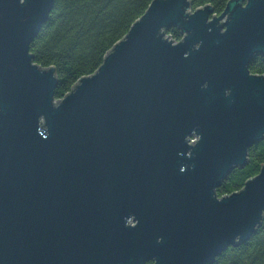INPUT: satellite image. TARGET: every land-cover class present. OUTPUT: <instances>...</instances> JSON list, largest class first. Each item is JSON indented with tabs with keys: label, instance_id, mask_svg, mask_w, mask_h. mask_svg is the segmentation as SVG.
<instances>
[{
	"label": "water",
	"instance_id": "obj_1",
	"mask_svg": "<svg viewBox=\"0 0 264 264\" xmlns=\"http://www.w3.org/2000/svg\"><path fill=\"white\" fill-rule=\"evenodd\" d=\"M54 3L0 0V264H214L249 240L264 164L217 188L264 138V0H152L58 100L30 52Z\"/></svg>",
	"mask_w": 264,
	"mask_h": 264
},
{
	"label": "trees",
	"instance_id": "obj_2",
	"mask_svg": "<svg viewBox=\"0 0 264 264\" xmlns=\"http://www.w3.org/2000/svg\"><path fill=\"white\" fill-rule=\"evenodd\" d=\"M191 9L212 5L220 14L229 0H190ZM152 0H55L49 19L30 45L34 62L41 68L54 66L58 82L55 99L63 98L84 76L95 73L108 52L122 40L147 10ZM177 42L178 27L167 31ZM252 73L264 75V54L250 62ZM264 164V138L248 149V163L235 167L217 188L219 196L241 190ZM146 264H153L152 261ZM214 264H264V217L249 240L231 245Z\"/></svg>",
	"mask_w": 264,
	"mask_h": 264
},
{
	"label": "built area",
	"instance_id": "obj_3",
	"mask_svg": "<svg viewBox=\"0 0 264 264\" xmlns=\"http://www.w3.org/2000/svg\"><path fill=\"white\" fill-rule=\"evenodd\" d=\"M194 139H196L195 136L191 137L189 142L191 143V141L194 140Z\"/></svg>",
	"mask_w": 264,
	"mask_h": 264
},
{
	"label": "flooded vegetation",
	"instance_id": "obj_4",
	"mask_svg": "<svg viewBox=\"0 0 264 264\" xmlns=\"http://www.w3.org/2000/svg\"><path fill=\"white\" fill-rule=\"evenodd\" d=\"M153 262V261H152Z\"/></svg>",
	"mask_w": 264,
	"mask_h": 264
}]
</instances>
